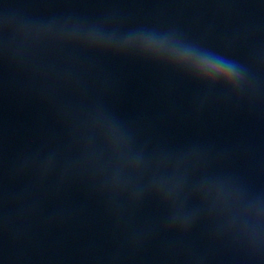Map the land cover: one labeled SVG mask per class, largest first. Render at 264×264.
<instances>
[{
	"label": "clouds",
	"instance_id": "9594fccd",
	"mask_svg": "<svg viewBox=\"0 0 264 264\" xmlns=\"http://www.w3.org/2000/svg\"><path fill=\"white\" fill-rule=\"evenodd\" d=\"M204 59H207V60H209L211 62L219 61V62L223 63L225 66H227L229 68H234V65H232L229 62L224 61L223 59H221V58H219V57H217V56H215L213 54H209L208 56L204 57Z\"/></svg>",
	"mask_w": 264,
	"mask_h": 264
}]
</instances>
